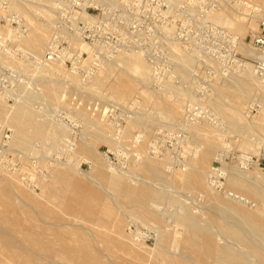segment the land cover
<instances>
[{
	"label": "rangeland",
	"instance_id": "obj_1",
	"mask_svg": "<svg viewBox=\"0 0 264 264\" xmlns=\"http://www.w3.org/2000/svg\"><path fill=\"white\" fill-rule=\"evenodd\" d=\"M172 1H174L173 6H176L174 7V9H177V11H179V3L183 0ZM6 2L7 5L9 4V7L7 8L4 7L3 3H0V33L5 38V46L2 44V42L0 43L6 50H10L12 54L7 53V55H5L6 53L4 54L2 52V56L0 55V93L2 95L5 94L3 103L5 102L6 104L4 114L2 117H0V133L5 131L6 129H9V135L11 138L13 127L11 126V121L8 122L9 120L7 119L11 118L9 108L12 105L14 106L17 100L19 101L21 98L23 100L29 94L32 97L30 102L33 100L31 104L35 108L37 107L36 109L40 110V112H38L42 114L41 115L37 113L39 116L38 118L53 117L51 119L56 122L55 124L61 123L62 126L66 124L65 126L67 128L64 126V129H67V131L68 129L70 130L67 133L65 132L66 130L64 132H61V135L57 140V144L46 136H40L39 138L38 135L36 136L30 133V135H32L27 144H30L33 138L34 141H32L31 144H34V146H32L31 144L29 145L30 148L32 146V149L26 147V144L21 145V143L13 141L12 143H14L15 146H13L12 143H9L8 147L6 148L7 151L5 149V152L2 151V153H0V173L4 174V172L9 171L10 174L11 172L13 173L11 175L14 180L15 178H17L16 180H25V183H22L23 189L21 190L18 189L16 186L7 191H4L3 189L0 190V212L4 213L5 211V215L0 216V224L3 225V227L5 228L10 229L11 234L13 233L17 237L23 236V233L20 232V229H22L23 226L17 225V222L14 219L18 215H21L18 211L13 213L14 217L8 215L7 212L9 211V208L4 200L5 195H9L10 198H13L14 200L18 199L17 195H22L23 197L27 198L31 203H33L34 207H36L35 210L37 212L33 211L31 217L29 218V216H27V218H29V220L31 221L33 220L38 224L47 225V222H50L56 218L51 217V214L47 216L42 214L38 208V205L40 203L43 205L47 204L50 209L55 210L57 213H59V215L64 213V215H62V217L64 216V219H74L72 216L65 212L66 209L63 207L62 201L59 198L53 197L48 190H45L44 193L42 192V187L43 184H45V181L47 182V180H50L52 178L51 175H49L50 173H52L51 171H53L52 166H55L56 168L63 166L62 162L66 161L67 155L69 156L72 154L76 163V168L80 170H73L72 172L78 178H81V180L89 181V179H91L89 177H92V175H98L96 174L98 173L97 166L94 162L98 164L101 163L100 165L106 168L107 166H109V163L106 162L107 160H105L107 158L113 163L114 166L117 165L118 168L115 166L117 170L121 169L120 171H126L125 174H128L130 177V174L132 173V175H137V178H145L147 179V181L156 184L158 188L161 187L160 189H162L163 192L167 194V197L159 199L158 204L141 203L139 200L135 199L136 196L134 193L125 191L123 188L117 190L111 186H107V184L104 185V181L103 183H101V188V186H99L101 182L100 176V178L97 176V179H99L100 181L99 184L96 181H89L90 184L95 188V190L100 193V202L103 206L111 207L113 209V212L123 215V217L127 215L123 228L125 237L120 238L118 237V234L113 232L117 239H115L113 243L112 241H108L112 244L107 243L108 245L106 249L109 250L106 252L112 261L111 264H168L165 258H167V255L169 256L170 254L167 249H173L170 244L173 235L179 236L181 234H185V230L180 226V223L177 221V218L172 215V213L174 214L178 210V206H180L184 202L183 204L187 206L188 210L192 212L196 211L194 214L200 216L203 220L213 219L215 221H220V219L218 218L219 215L217 209H215L211 205V203L204 196L203 192L195 186V180L184 177L185 172L189 170L187 162H191L194 159L192 158V154L190 153L195 151L196 147H203L205 145L201 142V140H197V138H194L191 135L192 130L189 131L190 123L188 125H185L184 123L185 111L187 106L196 103L197 100V102L201 101V103H203V101L206 102L204 108H207L209 114L204 117V122L202 121L201 123H204L206 125V128L208 129L210 134L209 138L215 144L211 159L209 160V163H207V171L204 175H201V178H203V180L208 183L209 188L211 190L212 188H214L212 191H215L220 195L222 194L221 196L226 197L223 192L217 190L210 183V167L213 165L221 167V169L224 170L222 171L224 172L227 187L237 192L238 190H236L230 184V182H228L229 172L227 169H231L233 172L238 173L240 176L247 178L249 181L251 180V178L252 180L256 181L255 184L257 186V189H259V192L262 193L264 196V187L261 186L262 184L264 185V180H261L262 178L264 179V160L262 159V154L264 151V140H262V138L264 139V99L263 103H260V98H258L259 96H257L254 100H249L242 104L243 113L239 115V118L243 122H248L249 120V124L246 127L247 129L245 128L246 131H237L220 125L218 117L220 115L218 114V111L214 106V100L218 97L214 88L217 82L225 80L224 78L231 72L235 71L237 73H240L242 70L239 66L241 60H248L254 63L253 59H249L244 56L243 52L241 51V47L243 46V44H248L247 47H252L251 35L258 29V24L260 20L264 17V15H262V18L260 16H258L257 18L255 17L257 21H253L252 14L256 13L253 8L254 6L256 7L257 4L262 3L261 0H196L195 3H193L192 1L190 2L189 0H185L187 5L193 4V6H195V13L193 11L192 15H188L186 13L184 16H182L183 14L181 16H178V19H180L179 24L172 31L165 29L166 32L156 31L154 33H150L151 44L148 49L150 54L155 58L156 65L160 68L162 79H154V77L152 76L149 81H144L143 83H141L139 81L140 79L137 76H132L131 74L125 72L126 70L123 68L122 63L116 62L115 64V61H111L109 62V64L112 65H110L111 68L109 66V75L106 76V79L104 78L105 82L103 81L104 83L99 85L97 84L94 78L89 79L90 77L87 78L85 76L87 75V67H93L97 70L96 65H93L95 63L91 61L84 62L88 56V52L86 51L83 56V59L80 61V63L82 64H79L81 68L78 67L79 69L77 68V71H75V73L83 80L85 78H87V80L89 79V83L87 84V86H89L90 88H87L85 90H76V88L71 86L69 87L67 86V84L65 85V90H69V92H67V96L61 100L60 98L53 99L51 97H48L42 81L39 82V79H41L39 78L41 77V74L34 71L35 63H37L38 60L33 58L30 45L25 44L23 40H18V37L11 38L10 35L7 34L8 31H6L7 27L13 28L15 30L17 29L19 31H17V36H19L18 33H20L21 39L25 34L29 33L32 28H34V23L36 21L35 17L37 16L35 14L34 16L32 12L29 11V8L19 5L10 6V1L8 0ZM187 7L188 6H186V8ZM181 8L183 9L184 7L182 6ZM209 8H211L212 11L207 16L205 14V9ZM220 9L224 10L225 13L230 14L231 16H236L241 13V16L245 18L246 22L248 21V30L245 32L238 33L236 31L230 30L223 23L214 20V18L212 17V13L215 11H219ZM5 13H12L14 15V20L16 22H14L13 25H8L2 20L3 15H5ZM32 21L33 23H31ZM53 25L54 23L51 24L52 27L50 26L51 28L49 27L48 29L49 36L52 35ZM154 41H157L158 43ZM169 42H175L179 44V49L171 48V43L169 44ZM47 46L48 44H46L43 48L45 52ZM195 49L198 50L196 51ZM193 50L195 52H192ZM173 51L176 57L173 56ZM45 52H42L41 54L42 60L44 59ZM185 53H187L188 55L186 56ZM10 54L12 56H9ZM190 54L191 59L189 58ZM141 55L142 57H144L147 64H150L148 58L142 53ZM178 56H180V60L182 56L185 60V63L184 61L176 59ZM11 57L13 58L11 59ZM14 58L18 60H15ZM207 58L209 61L207 60ZM13 59L14 61L18 62H15L17 63L16 65L14 64V62H12ZM21 63H23L22 65L24 67L21 65ZM25 63H28L27 66L29 65L28 67H31V70L30 68L28 69L26 65H24ZM43 63H46V60ZM186 63H189L188 65L191 68L188 69ZM25 67L28 69V72ZM63 67L70 71H72L73 68L71 64L66 65L64 62ZM112 67L114 68V70ZM35 72L37 73V75L35 74ZM73 72H71V74H74ZM128 75H130L131 77ZM129 77L132 78L131 80L133 84L129 87L121 86L120 84L123 83V81L128 79ZM1 80H3V83H1ZM29 81H31V83ZM166 81L170 83L173 88L177 91H164L165 87L163 84H165ZM223 84L226 85L225 81L223 82ZM162 91H164V93H162ZM185 91H188L187 93L190 96L187 95ZM7 94L9 96H7ZM191 95L194 97L195 100H189ZM44 96H46V98ZM209 98L212 99L207 102ZM37 100L39 101V104L38 102H35ZM222 100L226 104V107L231 110L238 103L232 97L229 96L222 97ZM190 101L192 102L190 103ZM250 103L251 106L249 107ZM165 106L174 107L177 108V110H168L164 108ZM41 107L44 108L42 109ZM81 113H83L84 115ZM5 114H7V117L5 116ZM89 121L90 124L88 125ZM92 124L96 129L93 128ZM99 127L105 128L106 134L111 136L108 137L114 138L115 142L109 141V139L107 141V139L105 140L104 138H96L95 130L99 129ZM137 135H142L143 139L140 137V140L135 141L137 139ZM64 136L67 138H65ZM81 137H83L85 141L86 139L91 141L92 145L89 148H82L81 143L84 141V139H80ZM42 139H45V143ZM250 139L260 140V142L254 143V145L250 149L245 148L243 142L250 141ZM156 141L161 145H165L166 148L159 147L160 149H153V143H155ZM66 142L67 145L65 144ZM53 143L54 146L51 145ZM18 144H20V146H18ZM41 144L45 145V147L48 148V150L47 148L45 149L46 156L43 153L44 151H42L45 147L41 146L43 147V149H41ZM69 145L71 147H68ZM11 146L15 148H12ZM24 146L26 147V150ZM66 146L68 148H66ZM34 147H36L35 149L38 148V150H35ZM72 147H74V149H72ZM19 148H23V153H21L22 151L20 150L17 151ZM94 150H99L101 154L96 152L94 153ZM27 152H29L30 154L28 155ZM41 153L42 156L44 155L43 158H46L48 156L47 158L50 159H43L42 156H40ZM158 154L160 155V157L158 156ZM218 154H224V161L221 159L219 160L217 156ZM87 155L89 157H93L92 160L90 158L91 161H88L89 159L87 158ZM25 156H28V158ZM146 156H149L152 161L154 159V162L157 161V163H161L160 169L163 171L164 174L162 178H155L152 174L149 173V171L144 169L143 160L146 159ZM247 156L249 158H244ZM40 157L42 159H40ZM53 158L56 160H54ZM245 159L248 163L242 162ZM42 160H45L44 162L46 163H44ZM58 160L60 162H58ZM56 163H58L59 167L55 165ZM48 164L51 166H49ZM46 167H50L51 169H47ZM19 176L21 177L19 178ZM132 177L134 180L136 179L134 175ZM257 177H259V179ZM42 179L44 182H42ZM128 179L130 178L128 177ZM41 192L43 193V195L41 194ZM239 194H241L244 198H250V200L253 202V206L255 208H260L258 214V226H261L264 229V198L262 197V194H259L258 196L252 195V197L244 194L243 192H240ZM57 204L62 205V207H57ZM249 204L250 203L248 202L246 203L247 206H249ZM50 206H52L53 208H51ZM145 211H148L147 213H149L147 216V219L149 221L144 222L143 220H141L142 218L131 217L132 213L137 214L139 212ZM35 213H38L37 215L40 217H38ZM100 217H102L103 224L108 225L110 223V217L107 216L106 218L103 214H101ZM43 221H45L46 224ZM131 221L141 223L144 227L151 230L154 235V239L148 242L135 241L136 243H134V241L131 239L133 237L129 235L130 233L127 229V226ZM164 228L168 229L169 232L168 237L166 238V240L168 239L167 241H169V246H167L168 242L162 241V243L166 244H161V240L158 238L157 231L155 230ZM178 228H181V230L183 229L182 233H178L179 235L177 233H174ZM209 228L210 229H208V232H211V229H215L213 228V226H210ZM49 239L50 237L48 235L44 237V240L46 241ZM101 239L102 238L99 239V242L103 241V239ZM31 246L34 250L39 251L37 245ZM252 247L253 246L248 245L244 248L253 250ZM0 249H4V245H2L1 243ZM6 250H9L8 253H10V251L12 252V249L5 248V251ZM12 260L13 259H9L8 261L11 262ZM255 264L259 263L255 262Z\"/></svg>",
	"mask_w": 264,
	"mask_h": 264
},
{
	"label": "bare ground",
	"instance_id": "obj_2",
	"mask_svg": "<svg viewBox=\"0 0 264 264\" xmlns=\"http://www.w3.org/2000/svg\"><path fill=\"white\" fill-rule=\"evenodd\" d=\"M9 1H10V6L11 5L24 6L26 8H29V11H31L33 15L35 14L37 16V17H35L36 21L34 20L35 21L34 28L31 27L32 30H30L29 33L25 34L21 39H20V37H21L20 33H18L19 36H17V31H18L17 29L15 30L13 28L7 27L6 31H8L7 34L10 35L11 38H17L18 37L19 38L18 40H20V41L23 40V42H25V44L30 45L33 58L38 60V62L35 63L34 71L41 74V77H39V76H37V77L41 78V79H39V82L42 81L48 97H51L53 99H59L60 98V100L64 99L67 96V92H69V90L68 91L65 90V85H67V84H68L67 86L74 87V88H76V90L77 89H79V90L84 89L85 90L87 88H90L89 86H87V84L89 83V79H91V78H94L95 81L97 82V84H99V85L104 83L105 82L104 78L106 79V76L109 75L108 74L110 71L109 69L112 66L111 64H109V62H111V61H115V64H116V62L122 63L123 68L126 70L125 72H127L128 74H131L132 76L133 75L137 76L140 79L139 81L141 83H143L144 81H149L151 79L152 71H151L149 64H147L144 57H142L141 53L136 52V51L119 52V53L115 54L113 57L98 61L95 64H93V65H96L97 70L94 69L93 67H89V68L87 67V71H86L87 75H85V76L87 78L90 77L88 80H87V78H85L83 80L81 77H79L75 73V71H77L76 69L80 66H78V67L73 66L72 71H70V70H67L66 68L63 67V61H50V62L46 61V63H43L45 61V59H43L44 61L42 60V55H41L42 52H45L43 50V48L46 44H49V42L51 40V36H49V32H48L49 30L48 29L51 26V24H53L55 22V17H56V15H55L56 7L54 4V1L53 0H9ZM261 1H262V3H259L260 5L257 4L256 7L254 6V8H253L256 12L255 14H252L253 15V21H257L256 18L258 16H260L262 18V15H264V0H261ZM7 7H9V4L8 5L6 4L5 8H7ZM174 7H176V6H174ZM32 14H30V15H32ZM212 17L214 18V20H216L220 23H223L230 30L236 31L238 33L245 32L249 28V25L247 24L248 21L246 22L245 18L243 16H241V13H239L236 16H231L230 14L225 13L224 10L220 9L219 11L213 12ZM202 20H201V22H202ZM31 23H33V21ZM70 38H71V41L74 44H76L78 46V48H80L81 51H87L89 53V57L84 62H87L88 60H93L92 59L93 49L89 43L84 42L83 40L79 39L75 34H71ZM175 42H176V40H175ZM175 42L174 43L169 42V44L171 43L170 44L171 48L179 49L178 48L179 44H177ZM166 45H167V43H166ZM245 45L243 44V46L241 47V51L243 52L244 56H246L249 59L257 58L259 55L258 52L253 47H249V46L247 47L248 44L246 46ZM167 49H170V48H167ZM180 49H181V47H180ZM2 52L4 54L6 53L5 55H7V53L8 54L11 53L10 50H6L3 47V45L0 43V55L2 54ZM192 52H195V51L193 50ZM173 53H174V51H173ZM11 54L9 56H12ZM185 54H186V56L188 55L187 53H185ZM176 55H177V53H176ZM173 56L176 57L175 53L173 54ZM190 56H191V54L189 55V58L191 59ZM179 57L180 56H178L176 59H179ZM12 58L13 57H11V59ZM14 59L12 60V62H14V64L16 65L18 62L14 61ZM182 59H183V57L181 56V60L180 59L179 60L184 61V63H185V60L184 59L182 60ZM15 60H18V59H15ZM207 60H208V58H207ZM21 61H22V59H21ZM237 61H239V60H237ZM15 62H17V63H15ZM22 64L23 63H21V65ZM27 64L28 63H25L24 65L27 66ZM80 64H82V63H80ZM188 64L186 66H188V69H189L191 67H189ZM109 66H110V68H109ZM239 66L241 67V69L243 71L241 70L240 73H237L235 71L231 72L229 75H227L224 78L225 80L219 81L215 85L214 88H215V91H216V94L218 97L214 100V106H215L216 110L218 111V114L220 115V116H218L220 125L231 128L233 130L243 131L248 126L249 120H248V122H246V121L243 122L239 118V115L243 113L242 104L249 101V100H254L257 96H259L258 98H260L259 102L263 103L264 80L257 78V76L255 74V67H254L253 62L248 61V60L247 61L241 60V63L239 64ZM29 68L31 70V67H28V69ZM25 69H27V68L25 67ZM28 69H27V72H28ZM180 69H181V67H180ZM73 70H74V72H73ZM113 70H114V68H113ZM27 72H26V74H27ZM36 72H35V74L37 75ZM71 72H73L74 74H71ZM35 74H33V75H35ZM128 76H130V75H128ZM130 77L128 79L124 80L123 83H121L120 85L123 87L124 86H126V87L131 86L133 84V82L131 80L132 78H130ZM26 78H28V77H26ZM63 80H65V81H63ZM224 81H225L226 85L223 84ZM29 82L31 83V81H29ZM163 85L165 87L164 91L166 90L167 92H174V90H176L167 81ZM73 91H75V90H73ZM164 91H162V93H164ZM187 92L185 91V93H187ZM4 95L5 94L2 95L0 93V117L3 116L4 110L6 108L5 102L3 103ZM187 95H189V94L187 93ZM7 96H9V95L7 94ZM225 96L232 97L236 102H238L236 104V106L233 107L232 110L229 109L228 107H226V104L223 102L222 97H225ZM44 97L46 98V96H44ZM31 98L32 97L29 94L23 100H22V98L19 101L17 100L18 102L15 100L16 101L15 105L14 106L12 105L9 108L11 118L10 119L7 118L9 120V121L8 120L7 121L8 122L11 121V126L13 127L12 135H11V138L9 140V143H12L13 141H17V142L21 143V145L26 144L25 146L29 147V145L34 140L32 138L30 144H27V142L29 141V139L31 138V135L33 134L36 136L38 135L39 138H40V136H46L47 138L51 139L54 143L56 142V144H57V140L59 139L61 132H64L66 130L65 132L67 133L70 130L68 129V131H67V129H64L66 127L65 126L66 124L63 126L61 125V123L55 124L56 122H54V120L51 119L53 117H51V118H46V117L38 118L39 116L37 113H39L40 110L36 109L37 107L35 108L31 104V102L33 101L32 100L30 102ZM34 99H35V97H34ZM196 99H197V97H196ZM211 99L212 98H209L207 100V102L210 101ZM189 100H195V99L191 95ZM35 102H38V104H39L38 100ZM191 102L192 101H190V103ZM199 102L201 103V101H199ZM48 104H50V103H48ZM201 104L204 106L206 104V102L203 101V103H201ZM250 106H251V103H250L249 107ZM48 107H49V105H48ZM41 108L43 109L44 107H41ZM78 108H79V106H78ZM164 108H166L168 110H170V109L171 110H173V109L177 110V108L170 107V106H165ZM39 114H41V113H39ZM81 114H83V113H81ZM6 115L7 114H5V116ZM3 118H5V117H3ZM91 121H93V120H91ZM202 121L204 122V118H201V119H198L194 122H191L189 125V129H190L189 131L192 130L191 135L194 138H197V140H201V142L204 143L205 145L203 147H196L195 151H193L192 153L189 152L190 154H192V158H194V159L191 162L186 161L187 165L189 166V170H187V172H185L184 177L191 178V179L195 180V186L203 192L204 196L211 203V205L215 209H217V212L219 215L218 218L220 219V221H215V220L209 219V218H207L209 220H203L200 216H197L196 214H194L196 211L192 212V211L188 210L187 206L185 204H183L184 203L183 202L180 206L177 207L178 210L174 214L172 213V215L177 218V221L180 223V226L185 230V234L179 235L178 233H182L183 229L182 230H181V228L180 229L178 228L179 230L176 229V232H174V233L175 234L177 233L179 236L173 235V238L170 241V244L173 247V249L172 250L167 249L170 254H169V256L167 255V258H165V260L168 264H255V262H257L259 264H264V229L261 226L260 227L258 226V214H259L260 208L259 207L255 208L253 206V202L250 200V198L249 199H247L246 197L244 198L241 194H239L240 192H243L244 194L252 197V195L258 196L259 194H262V193H260L259 189H257V186L255 184L256 181L252 180V178L249 181L247 178L240 176L238 173L233 172L231 169H227L229 172V175H228L229 181L228 182H230V184L236 190H238L237 193L239 192L238 193L239 198H231L227 195H226V197H224V196H221L222 194L220 195L219 193L212 191L214 188L211 187L212 190L209 188L208 183H206L205 180H203V178H201V175H204L205 172L207 171V163H209V160L211 159L212 153H213L214 148H215V144L209 138L210 137L209 131L206 128V125L204 123H201ZM89 124H90V121L88 122V125ZM93 128H95L94 125H93ZM95 131H96L95 132L96 138H104L105 140L107 139V141H108V139H109V141H114V138L108 137L110 135L106 134L105 128L99 127V129H97ZM30 133H32V134L30 135ZM66 136H68V135H66ZM38 137H36V138H38ZM140 137L142 138V135H137V137H136L137 139L135 141L140 140ZM181 137H183V136H181ZM65 138H67V137H65ZM82 138L83 137H81L80 139H82ZM62 139H63V137H62ZM37 140H39V139H37ZM69 140H71V139H69ZM185 140H186V138H185ZM187 140H188V137H187ZM262 140H264V139L262 138ZM256 142H260V140L250 139V141H244L243 145L245 146V148L250 149L254 145V143H256ZM44 143H45V141H44ZM54 143L51 145L54 146ZM12 144H13V146H15L14 143H12ZM65 144L67 145V142ZM16 145H17V143H16ZM91 145H92V142L89 141L88 139H86V141L84 139V141L81 143L82 148L83 147L89 148ZM18 146H20V144H18ZM32 146H34V144ZM32 146H31V148L29 147V149H32ZM41 146L45 147V145L41 144L40 145L41 149H43V147H41ZM26 147H25V150H26ZM68 147H71V146L69 145ZM68 147L66 146V148H68ZM12 148H15V147H12ZM35 148L36 147H34V149ZM46 148L47 147H45L42 150V151H44L43 152L44 155H45V151H46L45 149ZM22 149L19 148L17 151L20 150V151H22L21 153H23ZM52 149H54V148H52ZM72 149H74V147H72ZM13 150H15V149H13ZM35 150H38V148ZM47 150H48V148H47ZM6 151H7V149H6ZM224 151H225V149H224ZM29 152H30V150H29ZM29 152H27L28 155L30 154ZM95 152L101 154V152L99 150H94V153ZM15 153H16V151H15ZM49 153H51V152H49ZM32 154H34V153H32ZM246 154H247V152H246ZM40 156H42V153ZM43 156H42V158H43ZM158 156L160 157L159 154H158ZM217 156H218L219 160L220 159L223 160L224 154H221V155L218 154ZM262 156H263V154H262ZM25 157L28 158V156H25ZM47 157L46 158L44 157L43 159H50ZM148 157L146 156V159L143 160L144 169L149 171V173L152 174L155 178H158V179L162 178L164 176V174H163V171L160 169L161 163H157V161L154 162L155 161L154 159L152 161V159L150 157L149 158ZM42 158L40 157V159H42ZM87 158L89 159L88 161H91L93 157H89L87 155ZM90 158H91V160H90ZM163 158H164V156H163ZM244 158H249V157L247 156ZM54 160H56V159H54ZM59 160H58V162H60ZM105 160H107L106 162L109 163V166H107L106 168H104L102 165H100L101 163L98 164V163L94 162L95 165L97 166V172L98 173H96V174H98L97 175L98 177L99 176L101 177V182L99 181V179H97L98 177L95 175H92V177H89V178H91V179H89V181H93V182L96 181L98 184L100 182L99 186H101V183H103V181H104V185L107 184V186H111L117 190L123 188L125 191H129L131 193H134L136 196L135 199L139 200L141 203L158 204L159 199L167 197V194H165L163 192V190L160 189L161 187L158 188L156 186V184H154L153 182L147 181V179H145V178H139V177L137 178V175L135 176V174H133L134 177L136 178L134 180L132 177L133 176L132 173L130 174L131 175V177H130L128 174H125L126 171L124 172L122 170L123 171L122 172V171H120L121 169L117 170V168H118L117 165H115L117 167L116 168L109 159L106 158ZM37 161H38V159H37ZM44 163H46V162H44ZM50 163H52V162H50ZM62 164H63V166H60V167L58 166V163L55 164L59 168L52 166L53 171H51L52 173L49 174V175H51L52 178L50 180H47V182L45 181V184H43V187H42V192L44 193L45 190H48L53 197L59 198L62 201L63 207L66 209L65 212L68 213L70 216H72L74 219H69V218L64 219V216L62 217V215H64V213L59 215V213H57L55 210L50 209L47 206V204L43 205L40 203L39 205L38 204L37 205H38V208L42 214H44L46 216L51 214L50 215L51 217H56V218L50 222H47V225L38 224V223L34 222L33 220L32 221L29 220V218L33 214V211L37 212L35 210L36 207H34L33 203H31L27 198L23 197L22 195L18 196L17 193H16V195L18 197L17 200L10 198L9 195H7V196L5 195L4 200H5L6 205L9 208V211L7 212L8 215L14 217L13 213H15L16 211H18L21 214V215H18L14 219L16 220L17 225L23 226V228L20 229V232L23 233V236L17 237L13 233L11 234L10 229H7V228L3 227V225L0 224V243L2 245H4V249H0V264H111L112 263L109 255L106 252L109 250V249L108 250L106 249L107 245H108L107 243H111L108 241H112V243H113L115 241V239H117V237H115L113 232L118 234V237H120V238L125 237L123 228L125 225V218L127 215L123 217V215H120V214H117L116 212H113V209L111 207L103 206L100 202V193H98L95 190V188L90 184V182L86 181V180H81V178H78L72 172L73 170L80 171L79 169L76 168V163H75V160H74L72 154L69 156L67 155L66 161L62 162ZM36 165H38V164H36ZM49 166H51V165H49ZM212 167L213 166L210 167V170H212ZM46 168L51 169L50 167H46ZM173 168H175V167H173ZM220 169H221V167H220ZM221 170H223V169H221ZM34 171H35V169H34ZM11 174H13V173L11 172ZM11 174L9 171L4 172V174L0 173V190L3 189L4 191H7V190H10L11 188H13L15 186L20 190L23 189L22 183L25 180L24 181L19 180V179L16 180L17 178H15V180H16L15 181ZM22 176H23V174H22ZM255 176H257V175H255ZM20 177L21 176H19V178ZM128 177L130 179H128ZM140 177H141V175H140ZM257 178L259 179V177H257ZM260 179H261V177H260ZM173 180H174V178H173ZM261 180H264V179L262 178ZM209 181H210V179H209ZM209 181H207V182H209ZM42 182H44L43 179H42ZM2 185H3V187H2ZM261 186L264 187L263 184ZM101 188H102V186H101ZM13 190H15V189H13ZM174 191H175V189H174ZM177 191H178V189H177ZM14 192H16V191H14ZM42 192H41V194L43 195ZM262 197L264 198L263 194H262ZM247 202L250 203L249 206L246 205ZM194 203H195V201H194ZM62 205H58L57 207H62ZM50 207L53 208L52 206H50ZM145 210H147V209H145ZM147 212L145 211V212H139L137 214H135V213H132V214L129 213V214H131L132 218H137V217L142 218L141 220L146 222V221H149L147 219L148 218L147 216L149 213H147ZM212 212H214V211H212ZM4 213H5V211H4ZM4 213L0 212V216L5 215ZM101 214H103L104 217H106V218H107V216L110 217V223L108 225L102 223V217H100ZM27 216H29V218H27ZM38 217H40V216H38ZM43 222L45 223V221H43ZM210 226H213V228H215V229H211L212 231L208 232V229H210L209 228ZM110 227H112V228H110ZM155 230L157 231L158 238L161 240V244H166V243H162V241L168 242L167 246H169V241H167L168 239L166 240V238L168 237V234H169L168 229L164 228V229H158V230L155 229ZM46 235H48L50 237V239L47 241L44 240V237ZM129 235L132 236L131 234H129ZM100 238L103 239L102 242H99ZM131 239L134 241V243H136L135 241H137V242L140 241V240L136 239L135 237H133ZM157 242H158V240H157ZM244 242L247 245H245ZM159 244H160V241H159ZM31 245H37L39 251L34 250ZM248 245L253 246L252 247L253 250L244 248ZM5 248L12 249V252L10 251V253H8L9 250L5 251ZM9 259H13L12 260L13 262L12 261L9 262L8 261Z\"/></svg>",
	"mask_w": 264,
	"mask_h": 264
},
{
	"label": "built area",
	"instance_id": "obj_3",
	"mask_svg": "<svg viewBox=\"0 0 264 264\" xmlns=\"http://www.w3.org/2000/svg\"><path fill=\"white\" fill-rule=\"evenodd\" d=\"M6 1L8 0H0V3L6 7ZM53 1L56 7V17L51 40L44 55L46 61H63L66 65L71 64L78 67L86 51H81L71 41V34H75L92 46L93 60L88 61L96 63L123 51L141 52L148 58L154 79H162V75L155 58L148 49L151 44L150 33L165 31V29L173 30L179 24L178 16L182 14L184 16L186 13L192 15L193 11L196 12L195 6L187 5L185 0L179 3V11L174 9L172 0ZM189 1L195 3L196 0ZM205 10L207 16L212 11L211 8ZM2 20L8 25L16 22L12 13H5ZM4 39L0 33V42L3 45ZM251 44L259 54L253 59L256 75L264 80V18L260 20L258 29L252 33ZM208 112L200 102L188 105L184 117L185 125L206 117ZM9 139V129L0 133V153L8 147ZM157 145L158 149L159 147L166 148L157 141L153 143V148L157 149ZM262 159L264 160V151ZM242 162H247V160ZM209 178L212 186L217 190L231 198H239L236 191L227 187L224 172L220 167L213 165ZM127 229L133 237L140 241L148 242L154 239L152 231L136 221H131Z\"/></svg>",
	"mask_w": 264,
	"mask_h": 264
}]
</instances>
